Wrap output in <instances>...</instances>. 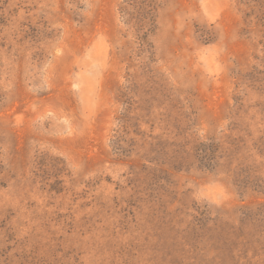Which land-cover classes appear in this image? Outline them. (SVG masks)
Segmentation results:
<instances>
[{"label":"rangeland","instance_id":"1","mask_svg":"<svg viewBox=\"0 0 264 264\" xmlns=\"http://www.w3.org/2000/svg\"><path fill=\"white\" fill-rule=\"evenodd\" d=\"M0 264H264V0H0Z\"/></svg>","mask_w":264,"mask_h":264}]
</instances>
